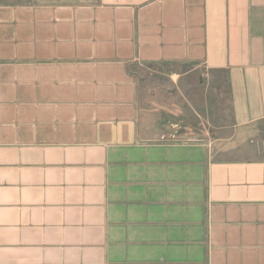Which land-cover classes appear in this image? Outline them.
<instances>
[{
  "label": "crops",
  "instance_id": "obj_1",
  "mask_svg": "<svg viewBox=\"0 0 264 264\" xmlns=\"http://www.w3.org/2000/svg\"><path fill=\"white\" fill-rule=\"evenodd\" d=\"M134 65L227 72L230 140L154 135ZM0 264H264V0H0Z\"/></svg>",
  "mask_w": 264,
  "mask_h": 264
},
{
  "label": "rangeland",
  "instance_id": "obj_2",
  "mask_svg": "<svg viewBox=\"0 0 264 264\" xmlns=\"http://www.w3.org/2000/svg\"><path fill=\"white\" fill-rule=\"evenodd\" d=\"M131 71L141 111L158 138L203 142L222 136L230 140L235 121L227 72L198 65H134Z\"/></svg>",
  "mask_w": 264,
  "mask_h": 264
}]
</instances>
